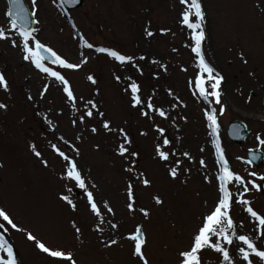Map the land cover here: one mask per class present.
Here are the masks:
<instances>
[{
    "label": "rangeland",
    "instance_id": "374dc122",
    "mask_svg": "<svg viewBox=\"0 0 264 264\" xmlns=\"http://www.w3.org/2000/svg\"><path fill=\"white\" fill-rule=\"evenodd\" d=\"M25 1L31 12H36L37 38L68 62L81 65L72 70L45 62L65 75L77 97L79 111L72 108L63 85L23 58L22 41L11 32L6 16L8 3L0 0V27L10 37L0 39V72L9 85L8 90L0 87V103L7 105L6 109L0 108V208L22 229H11L0 219L11 240L1 230L0 233L16 249L19 264H65L42 253L36 242L27 239V232L50 248L71 251L77 264H139L132 254L133 242L125 237L142 225L150 264H178V252L188 248L202 216L217 202L220 175L213 144L217 137L207 127V105L195 89L198 59L191 50V31L180 22V0H84L81 7L71 11L61 8L59 0H37L36 6L31 0ZM202 5L206 14L203 52L224 76L223 115H219L220 105H215L219 140L230 170L245 181L260 184L264 159L259 166L249 163L247 151H261L264 155V144L260 143L264 140V0H202ZM146 29L155 35L148 37ZM161 29L169 31L162 33ZM11 39H16L19 46L13 47ZM85 41L93 48H87ZM98 47L133 56L142 73L131 64L121 65L97 52ZM142 56L145 59H140ZM161 64L167 66V72ZM117 75L120 81L115 79ZM89 76L96 80L95 84ZM132 81L140 85L142 99L152 97L154 104L168 111L167 120L154 113L153 119L143 117L139 108L132 107L128 88ZM168 90L186 107L173 108L177 101ZM88 99L94 100L105 116L100 118L94 113V118H86L81 124L77 118L84 113ZM181 117H187V122ZM73 119H77L75 126ZM172 119L178 129L170 122ZM103 120L110 121L114 129L123 128L129 133L133 140L130 150L139 152L134 171L143 172L151 181V186L145 187L135 180L136 212L126 208V187L133 174L125 169L132 166V160L118 155L122 140L118 131L108 133L103 129ZM234 120L243 121L249 130L241 144L227 134V127ZM156 125L166 129L165 135L177 152L169 162L160 161L155 155V146L162 139L155 131ZM93 126L96 133L91 131ZM142 131L148 135H140ZM33 144L41 157L34 154ZM53 145L77 160L98 203L103 197L116 212L112 217L101 205L105 217L103 232L95 230L98 220L90 211L86 193L63 178L67 162ZM72 145L79 149L78 155ZM172 146L164 147L167 150ZM183 151H188L194 160L184 157ZM200 159H204L206 168L199 165ZM43 160L48 161L47 166ZM173 160L182 161L181 174L176 179L169 175V168L175 166ZM252 172L257 176H251ZM92 183L97 185L95 189H91ZM229 187L234 193L240 191L235 182ZM62 195L73 200L76 211L60 198ZM157 195L163 204L155 203ZM244 198L264 214L261 191L253 189ZM140 207L149 211L148 218L139 213ZM232 215L237 222L243 221L240 232L256 235L255 225L239 204H233ZM109 220L118 228L113 230ZM72 221L81 228L79 234ZM111 239L119 242L105 247ZM203 259L207 264H219L218 254L209 250L204 251Z\"/></svg>",
    "mask_w": 264,
    "mask_h": 264
},
{
    "label": "snow or ice",
    "instance_id": "6c2138e0",
    "mask_svg": "<svg viewBox=\"0 0 264 264\" xmlns=\"http://www.w3.org/2000/svg\"><path fill=\"white\" fill-rule=\"evenodd\" d=\"M65 2L66 0H60L61 4ZM71 2L79 3V0H71ZM9 3L12 5V8L7 11L6 16L11 18V32L18 34L20 40L22 41V50L25 53L23 58L33 62L37 69L53 77L56 81L63 85V91L66 93V98L71 102L72 108L78 112L77 97L74 95L69 81L65 78V75L61 74L60 71H55L52 67L46 66L45 61L47 60L50 61L51 64L59 65L64 69L72 70L79 69L81 65L68 62L66 59L58 55L51 47L45 46V44L37 38L34 34L37 32V29L31 26L36 12L32 11L29 13L28 7H25L24 0H9ZM31 3L32 6H36L37 0H31ZM53 3H56V0H53ZM180 4L183 6L180 22L191 31V37L194 41V45L191 46V50L195 53L196 58L198 59V74L194 80L195 89L207 105L204 109L207 127L212 129V135L217 137L215 141V152L220 165V175L217 202L211 209L208 210L206 215L202 216L201 223L193 234L192 241L188 248L178 252V264H207V262L203 259V253L205 250L218 254L219 264H264V214H261L258 210L254 209L251 200L244 198L245 194L253 189L260 191L261 185L257 184L255 180L245 181L242 176L235 174L230 170L229 163L224 154V149L219 140L220 122L215 105H220L219 115H223L226 111V105L221 102V84L224 81V76L221 75L206 60L203 52L202 45L206 39L204 30L206 14L203 9L202 0H180ZM168 31V29H161L162 33H167ZM146 35L148 37H152L155 33L146 29ZM9 38L10 37L6 34L5 28L0 27V39L8 40ZM10 42L13 47L19 46L16 39H11ZM32 42H34V46H32ZM85 44L87 48H93L91 43L85 41ZM96 51L107 54L121 65L131 64L141 73L143 71L139 68V65L135 64V58L131 55H124L117 50L107 47H98L96 48ZM174 51L176 50L174 49ZM240 56L243 59V53H240ZM140 59H145V57L142 56ZM154 63L157 62L154 61ZM244 63H247L246 59L244 60ZM161 67L165 72H167L166 65L161 64ZM184 71H187V69H184ZM88 79L93 84L96 83V80L93 77L89 76ZM115 79L120 81L121 77L117 75ZM128 79L131 80V77H128ZM0 87L4 90H8L9 88L8 81L2 72H0ZM128 88H130L132 107L139 108L140 114L143 117L153 119L151 114L154 113L165 120L168 119V111L162 105L157 106L154 104L152 97H148L147 100L141 98V88L138 83L132 81ZM128 88H126L125 91H128ZM168 94L173 96L177 101L176 104L172 105L173 108L181 105L186 107L183 101H181L179 97L175 96L171 90H168ZM29 99H31V97H29ZM80 99L82 100L83 98ZM0 108L6 109L7 105L0 103ZM84 109V113L79 115L77 118L81 124L85 122L86 118H94V113L100 118L105 116V113L99 109L95 101L92 99H88L84 103ZM77 119L72 120L73 126L77 124ZM181 119L187 122V117H181ZM170 122L178 129L179 126L176 125L175 119H172ZM49 123H51V121H49ZM102 127L108 133L118 131L122 142L118 145L117 153L120 157L125 159L131 158L132 160V166L125 169L126 172L133 174L130 176L126 187V208L129 212H136L137 208L134 207L136 203V197L134 195L135 180H138L140 184L145 187L151 186V181L144 175L143 172L137 173L134 171L135 160L139 157V152L130 150L133 140L129 133L123 128H119L118 130L114 129L111 127V122L108 120H103ZM91 131L96 133L97 128L93 126ZM155 131L158 132L159 136L162 138L160 143L155 146V155L160 161L169 162L170 157L177 156L175 147L172 146L173 141L165 135L166 129L164 127L156 125ZM140 135L147 136L148 133L146 131H142ZM61 139H63V137H61ZM65 143L68 142L66 141ZM260 143L264 144V140H261ZM164 146L172 147H169L166 150ZM31 147L34 154L37 157H41L42 154L37 150L36 145L33 144ZM72 148L76 155H78L79 149L75 148L74 145H72ZM53 149L65 162H67L66 174L63 178L74 182L75 186L79 187L86 193V200L90 206V211L98 220L95 230L103 232L105 217L102 213L101 205L103 206L104 211L112 217H115L116 212L113 207L103 197L100 198L98 203L97 197L94 195V192L90 190L89 184L86 182L85 176L78 167L76 159L70 157L55 145H53ZM200 151L203 152L204 149L201 148ZM181 154L184 157H187L189 161L194 160V157L188 151H183ZM255 158L256 157H253V159ZM42 162L45 166H47V160H43ZM172 163H174L175 166L169 168V175L171 178L176 179L181 174L180 164L182 161L173 160ZM249 163H251V161H249ZM199 165L203 168L207 167L204 159L199 160ZM186 171L190 172L191 169H186ZM250 175L255 177L257 176V173L252 172ZM205 179L211 183V180H209L207 176ZM259 179L264 181V175L259 176ZM234 182L240 188V191L237 193H234L229 187V185ZM249 185H251V188ZM96 187L97 185L95 183L91 184V189H95ZM71 190V188L68 189L69 192H71ZM60 198L65 201L73 211L77 210V205L68 195H62ZM154 200L158 205L163 204V200L158 195L154 197ZM234 203L239 204L243 208V211L247 213L251 222L255 225V236L239 231L244 227V224L243 221L237 222L233 219L232 210ZM138 211L143 214L145 218H148L150 215L149 211L143 207H140ZM0 219L6 222L11 229H15L17 231L22 230L18 228V225L14 222L13 218L3 208H0ZM108 223L113 230L118 228L117 223H112L111 220H109ZM72 226L77 234L81 232V228L77 226L75 221H72ZM0 228H4V224L0 223ZM5 231H7L6 228ZM125 238L133 242L132 254L138 259L139 264H150L149 259L145 254L147 237L143 231V226H137L134 232L128 234ZM27 239L36 242L37 248L49 257L65 262V264H77V260L74 258L71 251L66 252L61 249L50 248L46 246L45 243L37 241V237L31 232H27ZM118 242V239H111L105 242V247H111L116 245ZM0 264H18L17 254L13 245L5 239L2 233H0Z\"/></svg>",
    "mask_w": 264,
    "mask_h": 264
},
{
    "label": "water",
    "instance_id": "95a60500",
    "mask_svg": "<svg viewBox=\"0 0 264 264\" xmlns=\"http://www.w3.org/2000/svg\"><path fill=\"white\" fill-rule=\"evenodd\" d=\"M9 9L12 8V5L9 3V0H7ZM84 0H79V3H72L71 0H66L65 3H63L68 9H76L83 5ZM25 7H28L29 13H31L29 6L27 5L26 1L24 0ZM11 19V18H10ZM35 20L33 18L32 27H34ZM58 54V53H57ZM59 55V54H58ZM229 137L233 140V142L236 143H243L245 142L246 138L249 136V131L247 125L241 121V120H234L232 121L227 129ZM253 157H256L253 159ZM248 159L256 164L260 165L264 159V155L261 151H255V150H248ZM261 191L264 193V181L261 182Z\"/></svg>",
    "mask_w": 264,
    "mask_h": 264
}]
</instances>
